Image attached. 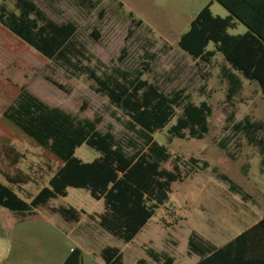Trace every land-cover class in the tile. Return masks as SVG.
Returning <instances> with one entry per match:
<instances>
[{"label": "rangeland", "instance_id": "1", "mask_svg": "<svg viewBox=\"0 0 264 264\" xmlns=\"http://www.w3.org/2000/svg\"><path fill=\"white\" fill-rule=\"evenodd\" d=\"M31 1L57 24L70 22L78 27L76 44L83 48L80 60L84 66L95 68L100 75L117 76L115 70L143 71L149 65L144 79L158 84L165 93L183 90L195 105L208 102L213 107L210 132L204 139H194L188 131L185 139L168 134V129L183 114V108L176 109L169 127L154 135L173 156L162 168L174 171L178 164L182 173V181L173 184L167 197L160 196L164 203L155 217L129 244L107 235L94 247H119L125 254L126 264H135L139 259L158 264L149 259L148 248L173 257L175 264H197L200 257L189 255L193 232L222 247L244 230L239 226L243 217L249 216L252 223L260 219L264 213L262 158L259 149L235 125L247 117L264 123V95L260 94L258 85L243 79L240 94L229 100L231 86L224 73L230 68L222 56L218 54L211 64H206L194 60L179 47L181 37L189 31L196 15L212 0ZM7 5L11 11H17L16 0H7ZM212 12L222 17L228 15L217 2ZM130 14L142 20L143 26L133 25ZM209 50H214V46ZM92 84L83 73L67 72L44 58L0 24V117L24 88L47 106L79 119L101 118L99 130L105 133L111 129L117 140L135 137L127 129L128 119L108 98L97 95L91 89ZM258 140L264 141V130ZM13 144L25 155L18 167L31 176V182L24 188L25 194L21 195L32 198L48 185L58 163L26 141L16 140ZM76 156L93 162L100 153L85 145L77 150ZM215 169L241 191H234ZM3 173L14 175L15 172L0 153V179H4ZM51 206L85 210L93 214V220L105 211L104 201L93 199L84 189H69L68 197L53 200ZM47 212L44 210L40 215L50 217ZM4 217L14 218L9 213ZM51 219L67 227L59 215ZM92 219L88 217L86 224H92Z\"/></svg>", "mask_w": 264, "mask_h": 264}, {"label": "trees", "instance_id": "2", "mask_svg": "<svg viewBox=\"0 0 264 264\" xmlns=\"http://www.w3.org/2000/svg\"><path fill=\"white\" fill-rule=\"evenodd\" d=\"M215 2L228 10L227 17L212 12ZM16 10L8 8L7 0H0V24L65 71L86 75L93 82L91 89L108 98L128 119L127 129L135 137L117 140L111 129L105 133L99 130L101 118L79 119L47 106L22 88L17 100L0 117L1 157L15 172L5 174L7 184L0 181V208L24 216L47 210L60 215L68 224H78L85 215L83 210L72 206L52 207L51 203L68 197L71 188L84 189L93 199L105 203L104 213L98 216L100 227L124 243H131L164 203L160 192L169 193L173 184L182 181L178 164L174 171L162 168L173 156L154 135L169 127L176 109L183 108V114L168 129V134L185 139L188 131L190 137L204 139L210 132L213 107L208 102L195 105L183 90L165 93L158 84L144 79L149 65L143 71L115 70L117 76L100 75L95 68L81 63L83 48L76 44L78 27L74 23L57 24L31 0H16ZM130 16L133 25L143 26L142 20L135 19L134 14ZM240 24L247 30L231 34ZM211 45L214 50H209ZM179 47L194 60L206 64H211L216 55L222 56L230 68L224 73L231 86L229 100L241 89L240 78L257 84L264 95V0H212L196 15L189 31L181 37ZM235 129L259 149L264 171V141L258 140L264 123L247 117ZM16 140L41 148L58 163L48 185L32 198H24L16 191L31 182V176L18 167L25 155L14 146ZM85 145L100 153V157L93 162L78 158L77 150ZM214 171L234 191H241L218 169ZM147 255L158 264H175L173 257L152 248L147 249ZM189 255L200 257L197 264H264V215L255 226L222 247L193 232ZM100 256L106 264H124L125 255L120 248L106 246ZM65 264H84L83 251L74 249ZM136 264L150 262L140 259Z\"/></svg>", "mask_w": 264, "mask_h": 264}, {"label": "crops", "instance_id": "3", "mask_svg": "<svg viewBox=\"0 0 264 264\" xmlns=\"http://www.w3.org/2000/svg\"><path fill=\"white\" fill-rule=\"evenodd\" d=\"M246 30L247 28L240 24L236 30L231 31V34H242ZM240 79L243 86V78ZM248 83L254 84L249 81ZM241 90L242 87L237 89V95L240 94ZM232 91H235V88H232ZM260 94L263 95L261 91ZM5 174L9 173H3L2 177L4 179H0V181L7 184ZM25 187L26 185H22L16 188V191L20 195L21 193L25 194ZM7 211L9 210L0 211V264H65L67 258L77 248L83 251L84 264H106L100 256L101 251L105 247H94L105 239L107 235H111L99 225L98 216L103 214V212L95 216L96 220H93L91 218L93 214L83 210L85 215H83L82 220L78 224H68L59 215L66 223L67 227H65L62 223L51 219L53 216H58L57 214L47 212L50 217L40 215L44 210H38L29 216L17 215ZM7 213L13 215L14 218H19V220L14 218L5 219L4 216ZM37 214L40 215L37 219H31ZM263 215L264 213L254 223L250 221L249 216L243 217L239 222V226L244 228V230L237 236L255 226L263 218ZM88 217L92 219V224L90 225L86 224ZM137 262L138 260L135 264ZM124 264H126V258L124 259Z\"/></svg>", "mask_w": 264, "mask_h": 264}, {"label": "water", "instance_id": "4", "mask_svg": "<svg viewBox=\"0 0 264 264\" xmlns=\"http://www.w3.org/2000/svg\"><path fill=\"white\" fill-rule=\"evenodd\" d=\"M167 192H165L164 190H162L161 192H160V196H161V198H163V195H165L164 197H167V194H166Z\"/></svg>", "mask_w": 264, "mask_h": 264}]
</instances>
